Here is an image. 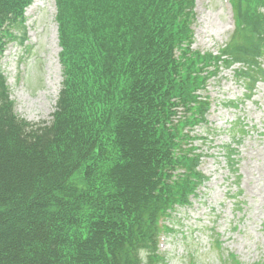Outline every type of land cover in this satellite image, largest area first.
<instances>
[{
	"label": "trees",
	"instance_id": "16d2710c",
	"mask_svg": "<svg viewBox=\"0 0 264 264\" xmlns=\"http://www.w3.org/2000/svg\"><path fill=\"white\" fill-rule=\"evenodd\" d=\"M32 1L0 0V56L24 43ZM54 2L62 82L48 124L15 114L0 72V264H164L162 236L208 180L194 144L208 82L234 64L261 72L264 0H230L249 42L216 55L192 49L194 0Z\"/></svg>",
	"mask_w": 264,
	"mask_h": 264
},
{
	"label": "rangeland",
	"instance_id": "374dc122",
	"mask_svg": "<svg viewBox=\"0 0 264 264\" xmlns=\"http://www.w3.org/2000/svg\"><path fill=\"white\" fill-rule=\"evenodd\" d=\"M194 5L193 50L216 55L234 41L249 42L234 35L230 0ZM30 6L25 41L7 44L0 72L15 114L42 125L51 121L61 88V49L54 0H33ZM255 62L259 74L234 64L208 82V125L194 131L204 138L194 144L203 153L199 170L208 180L192 205L177 211L175 232L162 236L164 264H264V54ZM240 69L256 83L237 75Z\"/></svg>",
	"mask_w": 264,
	"mask_h": 264
},
{
	"label": "bare ground",
	"instance_id": "6f19581e",
	"mask_svg": "<svg viewBox=\"0 0 264 264\" xmlns=\"http://www.w3.org/2000/svg\"><path fill=\"white\" fill-rule=\"evenodd\" d=\"M31 7V6H30Z\"/></svg>",
	"mask_w": 264,
	"mask_h": 264
}]
</instances>
